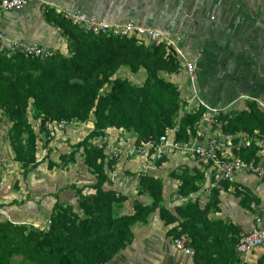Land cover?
Here are the masks:
<instances>
[{
  "label": "crops",
  "instance_id": "crops-1",
  "mask_svg": "<svg viewBox=\"0 0 264 264\" xmlns=\"http://www.w3.org/2000/svg\"><path fill=\"white\" fill-rule=\"evenodd\" d=\"M46 8L56 13L80 9L107 21L135 17L159 28L167 38H179L172 46L179 63L183 57L198 58L193 81L184 70L161 73L179 89L183 102L179 116L199 106L218 109L221 114L238 112L246 108L249 98L256 101L262 95L264 104V0H39L21 10L3 12L0 33L12 40L42 43L57 53L67 54L68 40L57 26L47 21ZM5 44L6 41L0 43V49ZM115 76L142 84L146 73L144 69L133 73L121 67ZM28 121L38 138L36 163L25 169L14 159L9 142L12 122L0 108L1 221L46 230L56 203L76 209L81 196L93 198L98 189L113 191L123 198L114 205V216L130 215L136 202L144 206L152 204L147 192L139 193L140 177L149 176L162 184L160 206L179 220L176 207L197 202L200 207L210 205L208 219L232 224L241 234L254 226L264 228V183L253 174L242 171L233 183L222 181L213 186L210 163L181 150L168 149L162 161L131 154L135 133L109 128L90 139L106 155L105 180L99 183L85 163L84 146L76 147L93 130V117L84 122H70L47 142L39 130V122L32 120L30 113ZM244 134H226L219 122L209 125L199 121L195 137L199 141L216 137L222 147L220 157L228 159L240 157ZM122 135L125 143L121 156L108 168L111 145ZM251 143L257 148L255 163L264 168V138L252 136ZM72 151L71 161L60 159ZM42 152L46 155L38 161ZM173 171L188 172L194 178L195 189L179 195L181 180L173 176ZM213 196L218 200L214 207ZM171 228L160 217L159 208L151 211L145 220L131 225V242L104 264H195L193 255L174 247ZM244 261L264 264V249L255 248L244 256Z\"/></svg>",
  "mask_w": 264,
  "mask_h": 264
},
{
  "label": "trees",
  "instance_id": "trees-1",
  "mask_svg": "<svg viewBox=\"0 0 264 264\" xmlns=\"http://www.w3.org/2000/svg\"><path fill=\"white\" fill-rule=\"evenodd\" d=\"M44 14L66 36L67 54L31 59L0 49V108L12 122L9 142L14 159L25 169L36 163L38 138L28 121L29 113L39 122L45 142L50 138L45 128L47 120L84 122L93 117V130L76 147L84 146L85 163L99 183L105 180L106 155L90 139L105 129L132 131L135 144L157 140L168 131L173 132L178 144L195 137L205 107L179 116L183 106L179 89L161 76L180 67L172 46H145L134 37L95 35L51 8ZM121 67L133 73L144 69L146 78L142 84H135L115 76ZM217 120L226 134L242 132L264 138V113L255 101H247L246 108L238 112L219 113ZM256 150L251 143L239 150V156L256 162ZM73 158L74 151L60 156L65 162ZM115 162L109 159L107 167L112 168ZM172 174L181 180L180 195L195 189L188 172ZM143 192L151 196L152 204L136 202L130 215L114 216L113 207L123 198L98 189L93 198L81 196L76 209L56 203L46 230L0 220V264H14L16 257L21 258L20 264H104L131 242V225L145 220L157 208L163 221L172 225L170 233L174 237L189 235L195 264H237L235 246L242 234L232 224L208 219L210 205L187 202L177 206L179 220L160 206L162 184L158 179L141 176L139 193ZM217 201L213 196L211 205L214 207Z\"/></svg>",
  "mask_w": 264,
  "mask_h": 264
},
{
  "label": "built area",
  "instance_id": "built-area-1",
  "mask_svg": "<svg viewBox=\"0 0 264 264\" xmlns=\"http://www.w3.org/2000/svg\"><path fill=\"white\" fill-rule=\"evenodd\" d=\"M39 0H0V15L6 11L21 10L29 4ZM61 14L70 22L82 29L83 31L106 36H126L134 37L139 43L145 46H157L166 44L174 46L179 38H167L159 28L142 22L135 17L128 18L124 21H107L104 18H99L89 15L83 10H63ZM3 50L8 54H19L25 58L31 59H48L54 56L57 52L52 48L42 43H25L17 40L9 39L7 36L0 33V43L5 42ZM198 63L196 56L183 57L180 61V70L186 71L190 76L191 81L194 80L195 69ZM206 109V108H205ZM220 113L218 109L207 108L202 114L200 122L215 125L218 123L217 116ZM70 122L60 120H47L45 128L49 133V137H53L58 130L64 129ZM121 133H125L124 128L117 129ZM125 137L119 136L111 145L108 157L109 159L118 160L124 148ZM240 144L242 147L251 145V137L244 134L241 137ZM168 149L177 151L181 150L184 153L197 157L206 163H210L212 171V185L222 181L233 183L236 175L239 172H247L257 176L264 183V168L255 162H248L240 157H231L224 159L220 157L221 144L216 137H209L204 141H199L196 137L190 138L186 143L178 144L174 141L172 131L159 136L157 140H150L133 145L131 154L152 156L153 159H161ZM45 153L42 152L38 161L44 159ZM238 189H241L238 187ZM174 247L186 255H193V249L190 246L191 238L186 233H181L172 239ZM255 248L264 249V228L259 226L252 227L247 233L240 236L236 243L235 250L238 258L237 264H246L244 256Z\"/></svg>",
  "mask_w": 264,
  "mask_h": 264
},
{
  "label": "rangeland",
  "instance_id": "rangeland-1",
  "mask_svg": "<svg viewBox=\"0 0 264 264\" xmlns=\"http://www.w3.org/2000/svg\"><path fill=\"white\" fill-rule=\"evenodd\" d=\"M250 97H252V96H250ZM248 99V97L246 98V100ZM252 99H254V98H249L247 101H252ZM256 99V103H257V105L259 104L260 105V110L264 113V104H263V101L261 100V99H263V95L261 96V97H259V98H255ZM254 101V100H253ZM260 102H261V104H260ZM180 195V194H179ZM14 264H20L21 263V258H14Z\"/></svg>",
  "mask_w": 264,
  "mask_h": 264
}]
</instances>
